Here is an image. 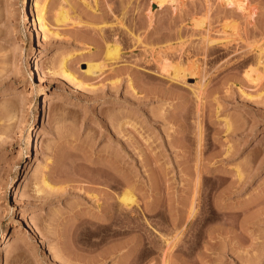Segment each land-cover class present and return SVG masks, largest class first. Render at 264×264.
<instances>
[{"label":"rangeland","instance_id":"1","mask_svg":"<svg viewBox=\"0 0 264 264\" xmlns=\"http://www.w3.org/2000/svg\"><path fill=\"white\" fill-rule=\"evenodd\" d=\"M157 1L0 0V264H264V0Z\"/></svg>","mask_w":264,"mask_h":264},{"label":"bare ground","instance_id":"2","mask_svg":"<svg viewBox=\"0 0 264 264\" xmlns=\"http://www.w3.org/2000/svg\"><path fill=\"white\" fill-rule=\"evenodd\" d=\"M158 1H157V3H158ZM172 1H174V0H172ZM223 1L225 3H227V4H230V3L232 5L235 4L236 7L239 10H241L242 12H246L248 10V8H249V6H248L249 5L248 0H223ZM38 3H40V2H38V1L36 2L35 1V4H34V7L36 9L35 22L38 25V31L40 30V31H42V33H44V35H46L45 34L46 33V30H49L48 29V26L46 25V20H45L46 17H45V13H44L45 6H46V2H43V4H41V6H39ZM159 3L161 4V2H159ZM248 12L251 14L250 11H248ZM65 14H66V12L65 13L63 11L60 12L57 15V17H56V20L59 21V22H61V21L63 22L66 19V17H67V15H65ZM244 14H246V13H244ZM223 30H225V29H223ZM207 35H208V33H207ZM114 45L108 44V48H107L108 50L107 51H108L109 55H112L111 57H113V55L115 57V55L118 52L117 47H115ZM162 61H164V64L162 63V66H163L162 67V71L165 72L166 74L170 75L171 78H173V77H175V78L176 77L184 78L185 75L189 74L188 72H184L181 67L172 66L170 63H168L167 58H165V60H162ZM65 63H66V61L64 59L61 62V67H60L61 70H62V74H64V76H66L67 78H69L70 80H72L74 78V76L68 72L67 68L65 67ZM256 64H257V66H260L261 65V66L264 67V49L263 48H257V63ZM88 67H89L88 71L89 72H92V73H97L98 70H100V68H98L99 67L98 64H91L90 63V64H88ZM255 69H256V67H255ZM247 74H248V72L246 73V75ZM250 77H254V76H250ZM39 79H42L41 78V75H39ZM42 182H43L44 186H46V187H49V188H52L53 187V186L51 187L50 183L47 181L44 173H43ZM130 195H131V192L128 191V190H126L124 192L123 196L121 198L120 197L118 198L119 199V202L121 204L120 206L127 208L128 206L131 205V203H133L132 201L134 199H132V197ZM106 216H107V218H110L109 213H107ZM0 233L2 234L3 232H0ZM1 237L3 238V235H1Z\"/></svg>","mask_w":264,"mask_h":264}]
</instances>
